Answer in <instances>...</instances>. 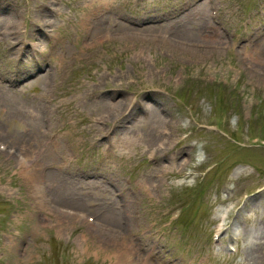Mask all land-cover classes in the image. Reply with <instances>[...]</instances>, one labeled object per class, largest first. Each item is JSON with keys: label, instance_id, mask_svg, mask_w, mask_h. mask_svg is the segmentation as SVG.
Returning a JSON list of instances; mask_svg holds the SVG:
<instances>
[{"label": "rangeland", "instance_id": "obj_1", "mask_svg": "<svg viewBox=\"0 0 264 264\" xmlns=\"http://www.w3.org/2000/svg\"><path fill=\"white\" fill-rule=\"evenodd\" d=\"M0 264H264V0H0Z\"/></svg>", "mask_w": 264, "mask_h": 264}]
</instances>
